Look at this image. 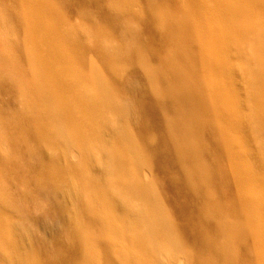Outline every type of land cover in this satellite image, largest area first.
<instances>
[{
	"label": "bare ground",
	"instance_id": "obj_1",
	"mask_svg": "<svg viewBox=\"0 0 264 264\" xmlns=\"http://www.w3.org/2000/svg\"><path fill=\"white\" fill-rule=\"evenodd\" d=\"M75 1L73 13H83L90 21V9L94 7L95 15L119 33L122 44L101 39L93 42L89 29L86 32L90 31L92 41L88 36L82 40L71 26L64 28L50 19L43 32L46 20L43 23L37 9L46 3L43 6L38 2L36 9L30 0H15L14 18L3 17L8 29L5 38L16 43L19 39L14 41L13 23L16 21V28L21 29L27 18L25 26L30 25L32 39H28L31 66H36L37 57L43 65L38 84L26 78L18 80L30 88L22 100L24 111L14 114L11 121L0 117V163L9 172L16 171L25 151L16 146L11 124H26L16 139L27 140L38 148L36 160L43 169L38 164L34 171L38 172L39 182L52 185L56 198L62 195L74 206L77 228L69 234L67 241L71 244L58 254V262L264 264V138L261 143L258 139V146L255 142L257 148L253 150L254 133L248 132L250 128L245 125L248 116L242 118L234 112V97L229 94L234 91L232 70L223 60L229 41L231 51L239 57L241 54L243 92L248 104L264 108V0H146L142 7L137 0ZM46 8L45 14L52 16ZM140 13L146 14L144 30L134 23ZM256 25L260 30L254 40ZM145 33L149 38L142 45ZM64 46L75 53L74 57L63 54ZM145 46L158 60L157 69L147 63ZM81 51L97 56L118 85L123 82L127 64L136 75L145 71L151 88L161 99L149 101L146 91L135 87L136 82L129 84L133 103L142 106L144 124L137 122V137L126 124V110L118 95L114 91L109 94V85L98 88L95 79L82 76V71L69 74L70 64L85 67ZM3 62L0 86L7 90L15 69H5ZM214 92H219L216 99ZM149 105L153 109L145 108ZM252 117L264 124V110H254ZM259 121L249 123L260 127ZM90 131L98 162L92 160L94 153L87 146ZM249 133L253 138L247 136ZM156 141V146L150 145ZM243 143L246 157L239 161V144ZM130 162L138 167L131 170ZM96 163L102 168L100 172ZM67 177L73 178V183L66 184ZM159 178L167 180L169 191L155 186ZM255 183L260 187L261 202L253 200L248 192L247 186ZM166 195L171 197L165 202ZM165 204L170 206L177 225ZM5 206L0 200V264H40L34 249L28 250L25 242L12 234L16 224H5L9 216ZM59 206L63 220L67 206ZM67 220L63 221L64 230L70 227ZM187 240L190 246L181 242Z\"/></svg>",
	"mask_w": 264,
	"mask_h": 264
},
{
	"label": "rangeland",
	"instance_id": "obj_2",
	"mask_svg": "<svg viewBox=\"0 0 264 264\" xmlns=\"http://www.w3.org/2000/svg\"><path fill=\"white\" fill-rule=\"evenodd\" d=\"M14 1L15 0H0V62L4 61L3 66L5 67V69H7V67L12 68L13 70L15 69L13 71V74H15V77H13L14 79H12V80L8 79V82H7L8 83L7 85L10 87H7V90H4L0 86V117H3V119L5 121H9V120L11 121L13 119L14 114H17L19 112L24 111L22 109V107H23L22 100L24 98V93H26V91L28 92L30 90V88L28 86L24 85L23 83L19 82L21 80L19 78L20 77L26 78L27 80L31 81V83H33V85L38 84L39 81L42 79L41 78V76H42L41 70H42V65H43L42 59L40 57H37L35 59V61H36V62L34 61V63L36 64L35 67H32L31 62H30V54H29V50H28V47H30V46L28 45V43H30L31 41H29V40H32V39H31V34L29 32V31H31L30 25L25 26L26 24H28L27 18L25 20L24 26L21 29L16 28L17 27L16 21H15V24L13 23V27L16 29L14 31L15 33H13L14 41L17 38V40L19 39V43L13 42V40H11V42H10L9 40H6L7 38H5L8 29L6 30L5 26L3 25V19H4L3 17L14 18V15H15V13H14L15 12ZM30 1L33 3L32 6L35 7L36 9L38 8V5H37L38 2L39 3L41 2V4L43 3V6L46 3L44 7H42V8L39 7L37 9L38 10L37 12L41 13V14L39 15L38 13H36L39 16H41L43 23L46 20V23H44L42 25L43 32H44V28L48 24L47 19L48 20L50 19L51 21L52 20L55 21L56 25H60L61 27L70 28V26H71L72 27L71 30L74 31L75 35L77 34L78 37H81L82 40L87 39V36H88L89 40H91V38L94 37L93 42H95L97 40H98L97 42H100V39H101V42L103 40H105V41H109V42L112 41V43L115 45L122 44L121 37H120V35H118L119 33L114 32V28L112 26H110L108 23H105L104 21L101 20V18H99L97 15H95L94 7H92L93 10L90 9V11L93 14V18H91L89 21L83 13H82V15H77V14H75V12L73 13L74 10H72V9H73V7H76L75 5L77 2L75 0H41V1L40 0H34L36 3L33 2V0H30ZM137 2L142 7V5L146 2V0H137ZM11 5H13V6H11ZM46 6L48 8H46ZM43 8L50 10L52 12V16L46 15L45 13H48V12L43 11ZM18 12L21 13L20 11H18ZM56 13L57 14L59 13L60 16L58 15V17H57ZM126 16H128V18H130L129 15H126ZM145 18H146V14L140 13V16L135 20L136 22H134V23L138 29L142 28V30H144L142 23H143ZM257 28L258 29H255L254 33H253V36H254L253 39L254 40H255L256 35L259 33L258 31L260 30L259 26H257ZM87 29L92 31L91 35H90L91 38L88 35V34H90V31L86 32ZM208 31L209 30L207 29V32ZM254 34H256V35H254ZM25 38H27V39L25 40ZM148 38H149L148 34H146V33L143 34V37L140 40L142 42L141 44L145 45L147 43ZM21 41L22 42L24 41L25 44L22 43ZM157 41H159V39L155 40V42H157ZM251 42H254V41H251ZM230 44L231 43H229V41H228L227 45L229 47L227 46L228 50L225 52L226 56L223 58V60H225L224 62L230 63V64L227 63L228 65L226 66V68L227 67L229 68V66H230L231 69L229 68V70H232V72L230 71V75H232V76H230L231 77L230 79L233 82L232 88L234 87L233 88L234 91L231 93L229 92V94H230V96L234 97L233 102H232L234 105V107H233L234 112L236 111L235 113L236 114L238 113L237 115H240L242 118H244V116L249 117V119H248V117L244 118V120L247 119V120H245L246 121L245 125H247V128H250V130L248 131V129H247V131L254 133V134L257 132L256 133L258 135L257 137H256V135L252 134L254 136V138L250 133L247 134V136L251 135L250 137L253 138L254 141H252L251 147L253 150L256 151L257 146L261 143L262 140H264V139L260 140L261 138H264V124L262 123L261 120L259 121V119H257V120L253 119L252 116L254 114V110H256V111L258 110V112L263 113L264 108L255 107L254 103H253L254 105L252 104L254 107L250 106L248 104V100H246V99H248L246 97L247 95H245L246 93L243 92L244 91L243 88H244L245 84H242V82L245 79H244L243 74H241V68H240L241 67V64H240L241 54L239 57L237 55V53L234 52L235 50L231 51L232 46ZM31 46L35 48L34 45H31ZM10 51H11V53H9ZM218 51H219V47H218L217 52ZM81 52H82L83 58H85L84 64H82V65H84L85 67H82L80 64L77 66L70 64L69 65V71H68L69 74L73 73L74 70L76 72L82 71L80 73V74H82V76H84V77L88 76L90 78L95 79L94 84L96 85L98 83V88H101L102 86H104L106 88L109 85V88L111 89V90L109 89V94L112 95V91H114L115 94L118 95V99L121 101L122 107L124 106V109L127 112V113L125 112L126 124L129 126V130L132 132V134H134L137 137L136 124H137V122L140 123V125L142 123L144 124V120L142 122V119H143V118H141L142 106L137 105V103H135V102L133 103V101H132V99H134V95H132V93L130 91V88H129L130 85L133 82H136L135 87H137L139 89L143 88V90H145L147 93V97H148L147 99L149 101L151 99L152 100H160L161 99V98H159L158 92L154 91L151 88L152 86L150 85V83L147 79L145 71H140L136 75V72H134L132 70V67L129 64H127V66H125L127 70H125V72H124L123 82H121L122 84L118 85V84H115L114 79H112V77L106 72V70L104 68L105 66L99 61L97 56L89 55L85 51L84 52L81 51ZM81 52H79V53H81ZM34 53H35V51L32 52V55H34ZM144 53L146 55L145 59H147V63L149 64L150 68L157 69L159 67V62L157 59L150 56L149 48H147V46L144 47ZM63 54L66 57H69V56L74 57V55H75V53L71 49L69 50L68 46H64ZM12 55H14V56H12ZM27 60L30 63L27 62ZM241 60H242V58H241ZM97 67L101 70V72ZM0 68H1V66H0ZM94 68H97V69H94ZM93 69L97 70V71L95 72ZM239 70H240V72H238ZM96 77H97V79H96ZM13 80H14V83H11V81L13 82ZM71 80H73V77L71 78ZM76 81H78V80H76ZM85 81H86V79H85ZM85 81L83 82L84 84H86V82H88V81H86V82ZM95 81H97V82H95ZM79 82H80V80H79ZM71 83H73V82L71 81ZM244 83H245V81H244ZM88 86H90V84H88ZM27 88H29V89L27 90ZM238 89H240V90H238ZM13 93H15V94H13ZM213 96H214L213 97L214 99L218 98L219 92L218 93L214 92ZM245 101H247V103ZM149 106H146L145 108L147 110L153 109V107L151 105H149ZM248 106H249V108H248ZM129 110H131V111H129ZM249 110H251V111H249ZM128 111H129V113H128ZM244 114H246V115H244ZM250 114H252V116ZM25 118L27 120L29 119L28 116H25ZM258 121H259V123L257 125H259L260 127H258V126L254 127L252 125L253 123H251V124L249 123V122H258ZM14 123L11 124L12 126L14 125L12 127L13 128L12 130L14 133L12 138L15 141H17L16 146L18 144L17 147L24 149L25 152H24L23 156L18 159L19 163L14 158L15 159L14 163H18L17 167H15L16 171L13 170V171H15L14 173L9 172V169H4V167L0 163V200L4 202V204L6 205L5 207L9 210V212H8L9 216L6 217L7 220L5 221V224L10 223V222L16 224V226H17L16 231L15 230L12 231V234L20 237L22 239V241L25 242V243L24 242L23 243L25 244L26 247H28L27 248L28 250L34 249V254L36 256H38L39 258H41L39 260L40 264H52L51 262H55V261H56L55 262L56 264H60L58 262V261H60L58 254L60 252H63V251L65 252V250H67L69 248L71 243L69 241H67V238H68L69 234L72 232V229H74V227L77 228L76 224H75L76 223L75 218H74L75 214H74V211L72 210L74 208V206L67 199L66 200L63 199L62 195H60L56 198L55 197L56 195L54 194V189H53L52 185H50L49 183L47 184V182H44V183L39 182V175L38 174L36 175V173H38V172L34 171L35 170L34 167H38V164L40 162V161L36 160V159H38L37 153H39V150L37 147L32 145L27 140H22V141L17 140L19 137V134L25 129L26 124L24 126L22 123L19 124L17 121H15ZM143 124H142V126H143ZM251 128L253 129L252 130L253 132L251 131ZM261 128H263V129H261ZM236 131H237V129H235L233 132L237 136L238 131L237 132ZM258 132L263 133V134L259 135ZM153 134H154V137H156L158 135L156 133V131ZM153 134L151 132H149L150 136H153ZM233 135H232V137H233ZM86 137H87L86 142H87V146L89 148V151L94 153V151H93L94 147L92 145L94 144L95 141H94V136L92 135L91 131L89 132V134ZM237 137H239V136H237ZM237 137L234 136V138H237ZM258 139L260 140V143H259ZM255 142L258 143L257 146H256ZM145 145L147 146V145H149V143L146 142ZM150 145L156 146L157 141L151 143ZM243 145H244V143H243ZM243 145L241 146L239 144V146H240L239 150L241 151L240 154H238L239 161L241 159H243V157L244 158L246 157L245 153H244L245 145L244 146ZM245 150L247 151V149H245ZM91 156H92V160H94L95 162L97 160V162H98V156L95 153L93 155L91 154ZM260 157H259V159H260ZM259 159H258V161H259ZM212 161H214V158L212 159ZM61 163L65 166V162L61 161ZM14 165H16V164H13V168H14ZM129 165L131 167V170H134L135 167H138V166H135V164L131 163V162L129 163ZM129 165H128V167H129ZM39 166L42 170L43 169L42 165L39 164ZM36 169H38L39 172L41 171V170H39V168H36ZM7 170H8V173H6ZM97 170H98V172H100L102 170V168L99 167L98 164H97ZM248 170L250 172L252 169H247V171ZM254 170H255V168H254ZM170 172L172 174L176 175L175 169H171ZM231 177H232V179L236 178L235 175H232ZM65 181H66V184H68V183L71 184V183H73V178L67 177L64 180V182ZM154 183H155V186H157L160 189V191H163V190L167 191L168 188L171 187L170 184L167 182V180L164 178H159ZM237 185L240 186L239 184H237ZM65 188H68V186L66 185ZM247 188H248V192L251 195L252 199L255 200L256 202H259V201L261 202L260 197H259L260 196L259 195L260 194L259 184L255 183L252 186L250 184V186L249 187L247 186ZM48 195H50V196L52 195V198H50ZM169 197H171V196L166 195V197L164 198L165 202H166V199ZM162 198H163V196H162ZM56 203H58L59 205L65 204L67 206V208H66L67 213H65L66 218H64V217L63 218L66 220L69 218L66 221V223L69 224L70 227H68L67 229L65 227V230L63 229L64 219L62 220L60 206ZM165 206L167 207L169 214H171L172 219L174 220V222L177 225L176 218L173 215V212H172L170 206H167V204H165ZM257 210H258V208L255 209V212H257ZM71 213H72V215H70ZM71 216H73V217H71ZM70 217L72 219L74 218V220H70ZM256 217L258 219L257 213H256ZM260 220H261V218L259 217L258 221H260ZM47 224H48V226H47ZM56 228H57V230H56ZM181 242L183 244L187 243V245H189V246L192 244L188 240L187 241H181ZM38 244H39V247H38ZM42 244H44V245H42ZM54 255H55V258L53 257Z\"/></svg>",
	"mask_w": 264,
	"mask_h": 264
}]
</instances>
